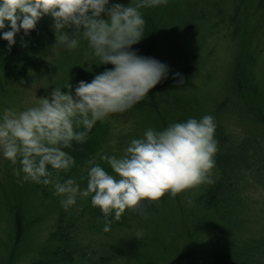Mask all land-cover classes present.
Returning <instances> with one entry per match:
<instances>
[{
	"label": "trees",
	"instance_id": "trees-1",
	"mask_svg": "<svg viewBox=\"0 0 264 264\" xmlns=\"http://www.w3.org/2000/svg\"><path fill=\"white\" fill-rule=\"evenodd\" d=\"M185 1L187 2L168 0L164 5L141 7L139 11L146 21L145 37L132 48L138 50L140 55L154 57L167 65L171 61L184 62L186 66L182 67L181 74L188 77L185 83L188 84L201 74L197 66H200V62L195 56L199 54L201 48L203 37L199 33L204 24L201 20H196V17L204 16L205 8L213 3L222 10L228 7L234 11L231 19L226 20L225 17L220 16L215 20L214 25L212 24L213 28L223 33L224 39L231 37L237 43L229 86L226 88L223 99L216 103L212 113L215 116L214 138L218 149L214 156L215 166L212 169L214 173L212 179L215 182L198 185L194 189L197 194L193 200L192 198L183 200L180 193L174 197L171 196L174 205H178L179 213L176 218L181 221L188 215L186 220L181 221L182 233L173 236L174 251L164 242L157 241L155 237L147 239L146 236H132V219L123 213L119 220L113 218L114 213L109 215L108 220L111 223L109 230L105 231L104 214L99 207L92 205L91 195H89L80 197L84 206L79 216L75 214L73 205L67 209L60 205L61 211L55 219L47 244L29 264H168L174 258L179 264L181 261L183 264H264V223L262 221L264 205L256 204L257 202L245 195L243 190L249 176H252L254 182L263 186L264 189V176L263 178L260 176V172H264V80L260 73V63L264 64L262 58L264 0H204L202 3L196 0ZM188 2L202 5V7L199 9L193 5L187 7ZM136 3L137 0H132L131 6H135ZM188 17H191V23L180 21L181 18ZM53 23L54 19L50 15H45L37 23L36 28L31 30L30 35H24L21 30L16 35V43L11 49L8 47V42L0 38V95L10 91L4 87V83L15 80L36 81L48 72L50 73L47 75V83L53 84L48 92L54 87L69 91L64 86L70 83L73 86L71 92L74 94L79 81L90 82L94 75L114 67L110 63L98 64L99 61L94 58L88 41L82 36L79 38L78 46L73 50L64 47L60 50L50 49L56 45L62 35H68V33L72 35L74 32L73 29H65L56 35L52 27ZM7 30H10V25H6L4 31ZM54 51L59 52V55L54 54ZM47 54H54V69L45 68L44 60ZM195 61L196 64L192 67ZM75 62H84L87 67L84 76L77 77L75 72L65 68ZM193 70L198 71L199 75H196ZM189 71H192V75ZM185 84H179L172 93L164 79L150 90L144 100L133 107L145 112L146 118H154L156 122L165 120L168 125L176 122L174 114L181 115L185 110L190 118L199 119L204 116L202 109L200 112V104L191 100L186 102L182 98L183 90L187 86ZM188 86L191 91L193 87ZM230 86L235 97L228 94ZM230 99H236L241 107L240 111L231 113L224 108ZM0 105H3L1 101ZM226 117L234 118L235 122L248 124L249 128H251L250 124H254V127L244 135L240 133L235 135L227 123L225 121L223 123L222 118L224 120ZM77 130H83V125ZM111 130L112 123L104 118L88 132L84 142L73 141L70 148H64V151L75 158V164L67 171L52 169L49 166L52 183L44 185L29 180L30 191L34 192V196L42 202L38 205H44L45 198L52 201L57 199L53 191V184L56 181L63 182L68 178L74 179L75 176L79 179L84 177L82 184L86 187L90 167L87 161L90 159L112 174L113 170L108 162L100 158V154L113 155L110 149L106 150L111 140ZM20 167L19 161L15 165L8 161L4 163V169L0 167V173L3 172L7 179L8 174H13V169L19 170ZM23 175L21 172V177ZM5 183L0 178V188H4ZM26 192L27 188L20 190L12 203L15 206L11 209L7 226L8 240L0 245L1 253L7 256L4 262L1 259L0 264H16L27 254L25 247L27 228L34 227L37 217L35 219L33 217L32 220L27 218L29 204L21 197ZM181 200L187 206V211L183 205H180ZM33 205L37 203L33 202ZM241 209L248 210L250 213L248 224L258 225L256 227L261 231V235L250 237V234H245L243 230L248 224H244V219L239 221L236 217L237 213L241 217L244 216L243 211L239 212ZM146 218L150 220L153 217H144L143 221ZM140 227L148 229L149 224L145 223ZM124 228L128 239L119 237V234H123ZM248 229H246L247 232ZM253 230L256 229L253 228ZM95 231L97 234L104 231L103 244L101 243L103 252L92 247L88 239L89 234ZM146 232L151 234L149 230ZM110 235L114 239H110ZM169 253H172L174 258L168 257Z\"/></svg>",
	"mask_w": 264,
	"mask_h": 264
},
{
	"label": "clouds",
	"instance_id": "clouds-1",
	"mask_svg": "<svg viewBox=\"0 0 264 264\" xmlns=\"http://www.w3.org/2000/svg\"><path fill=\"white\" fill-rule=\"evenodd\" d=\"M167 2L137 0L131 6V0L127 6H109L110 0H0V38L8 42L9 49L21 30L30 35L40 19L50 15L56 35L61 30H74L72 35H62L56 45L73 50L82 36L98 64L114 65L90 82L79 81L75 95L68 83L64 87L69 91L54 87L49 96L39 97L35 106L22 111L5 108L0 113V153L13 165L19 161V170L13 169L18 183H52L49 166L67 171L75 164L64 148H70L73 141L84 142L98 121L131 109L167 79V64L132 48L145 37L146 21L139 9ZM6 25L10 30L4 31ZM178 83H183L182 77ZM81 125L83 130H77ZM215 127L214 118L204 115L162 130L149 128L142 138L132 139L119 158L100 154L117 175L90 159L86 188L68 178L53 184L55 194L63 197L61 205L66 209L76 203L77 196L91 195L92 205L104 214V230L108 231V217L113 213L115 220L126 209L145 215L142 202L158 201L166 192L174 197L185 189L214 183Z\"/></svg>",
	"mask_w": 264,
	"mask_h": 264
},
{
	"label": "rangeland",
	"instance_id": "rangeland-1",
	"mask_svg": "<svg viewBox=\"0 0 264 264\" xmlns=\"http://www.w3.org/2000/svg\"><path fill=\"white\" fill-rule=\"evenodd\" d=\"M179 1L187 2L185 0ZM203 1L204 0H196V2L200 3H202ZM130 2L131 0H110L109 6H111L112 3H120L124 5L129 4ZM190 5H193V7H196L197 9L202 7V5L199 4L195 5L190 2L186 3L187 7H189ZM220 11H222V14H220ZM233 13L234 11L232 10V8L226 7L225 9L224 7L222 10L218 6H214L213 3L205 8L204 16L196 17V20H201L204 24L199 34L203 37V39L205 38V40L200 38L201 48L199 49V54L195 56L196 59L200 62L201 66L200 67L199 65H197L199 68L198 70H201L200 77L193 79L188 84H185L188 80V77L181 74L183 73L182 67L186 66L185 63H174L171 61L168 64L170 68L169 75L166 79V86L168 87V89L171 90L172 93H174L176 87L181 84L178 83V81L182 77V84L187 85L182 93L183 100H185L186 102L190 100L197 101L200 104V112L202 109L204 115H211L213 118H215V116L212 115L214 107L216 103L223 99L226 88L227 86H229L230 72L235 60V47L237 43L234 42L231 37H228V39H224L223 33L213 28L212 24L214 25L215 20L220 16L225 17L226 20L231 19ZM190 20L191 17H188L187 19H180L181 22H186L187 24L191 23ZM232 26L234 29V25ZM62 47V45L57 44L54 48L51 47L50 49L60 50ZM54 54L59 55V52L54 51ZM54 54H47L46 59L44 60L45 68L50 67L54 69ZM262 58L264 61V54ZM195 64L196 61L192 63V67H194ZM65 68L75 72L77 77H80L81 75L84 76V72L87 69L84 62H75L74 64L65 66ZM193 71L196 75H199L198 71ZM49 73L50 72L41 76L39 80L37 79L36 81L25 82L23 80H15L11 83H4V87H6V89H9L10 91L8 93H5L4 95H0V101L1 103H3V105H0V113H2L5 108H12L16 111H22L28 107L35 106L38 102L39 97L49 96L52 90H49L48 92V89L53 87L52 83H47V75ZM174 73H179L180 76H175ZM260 73H262V78L264 80L263 63H260ZM58 74L61 75V73L59 72ZM189 74L192 75V71H189ZM188 85L193 87L191 91H189ZM228 94L235 97V94L232 91V86L229 87ZM73 95H75V93ZM224 108L227 111L233 113L240 111L241 107L237 104L236 99H230L228 104ZM140 110V108L132 107L124 113H114L106 117V119H108L112 123L111 140L109 142L108 148L106 146V150L110 149V151L113 152L114 156L119 158L120 156L124 155V150L131 142V140L142 138L144 132L147 129L152 128L154 130H162L168 126V123L165 120L156 122L154 118H146V113ZM189 116L190 115L186 110L181 115L174 114L176 122L186 121L190 118ZM222 121L223 123L224 121L225 123H227V125L233 130V133L235 135H238L239 133L244 135L248 132L249 129L252 130L254 127V124H250L251 128H249L250 126L248 124H245L243 122H235L234 118L229 117L224 118V120L222 118ZM8 161L9 160L5 159L2 153H0V167L2 169H4V163H7ZM112 175L115 176L117 174H115L113 171ZM213 175L214 173L212 170L211 177H213ZM260 176L263 178L264 172H260ZM0 178L6 182L4 188H0V245H2V243H6L8 240L7 226L9 225L11 209L15 206L12 203H14L15 198L19 194L20 190L27 188V192L21 195L24 201L29 204L27 208V218L32 220L33 217L34 219L37 217V221L35 222L34 227L27 228V240L25 243L27 254L22 261L16 263L29 264L32 258L38 255V253L45 245L46 239H48V234L53 229L55 219L58 218V214L61 211L60 205L63 197L55 194L57 199H55L54 201L45 198V200L43 201L44 205L41 206L38 205V203H42L41 200L38 197L34 196V192L30 191V181L18 183L17 176L8 174V177L6 179L3 172L0 173ZM83 178L84 177H81L79 179L78 176H75L73 179L77 184H79L81 189L86 188L82 184ZM245 182L246 183H244L243 186L244 194L249 196L252 200H254V202H257L256 204L264 205V189L262 188L263 186L256 184L252 179V176H249ZM197 187L198 186H195L181 191L180 194L182 195V199L190 200L192 198L193 200L194 196L197 194V191H195L194 189H196ZM53 191H55V189H53ZM81 201L82 200L80 199V196H77L76 203L73 205V210L78 216L84 206V203ZM33 202H36L37 205H33ZM180 205H183L185 211H187V206L184 205V202L182 200ZM141 206L143 208V211L146 213L145 215H140L136 210L130 209H126L123 212L124 215H126L127 217L129 216V218L132 219V236L141 235L146 236L147 239H152L155 237L157 241L164 242L167 246H170L172 251H174L173 249L175 248L173 236L175 234L182 233L181 221L186 220L188 215H186L181 221L176 218V215L179 213V211L177 210L178 205H174L173 201L171 200V194L168 192H166L164 196H162L158 201H145L142 202ZM153 211H156V213H152ZM240 211L244 212V216L241 217L237 213L236 217L239 221H242V219H244V224H248V214L250 213L247 209H241L239 210V212ZM150 216H152L153 218L150 220L146 218V220L143 221L144 217ZM262 221L264 223V219ZM145 223L149 224L148 229L140 227V225ZM256 226L258 225L250 223L243 231H245V234H250V237L254 235H261V231L257 230L258 228ZM252 227L256 230H253ZM246 229H248L249 233ZM146 230H149L151 234H148ZM122 233L125 235L119 234L120 238H129L125 228L124 232ZM109 238L114 239V237L111 235L109 236ZM88 239L91 241L92 247L94 246L96 250L100 249L102 252L104 251L103 247H101V243L103 244L102 240H104V231H102V233L100 234H97L96 231L95 233H90ZM176 243L180 244L181 242ZM1 250L0 261L2 259V261L4 262L6 259L5 256L7 255L1 253ZM172 253H169L168 257L174 258V255ZM176 255L181 254L176 253ZM168 264H179V262L178 260H176V258H174L170 260ZM180 264H183V262L181 261Z\"/></svg>",
	"mask_w": 264,
	"mask_h": 264
}]
</instances>
